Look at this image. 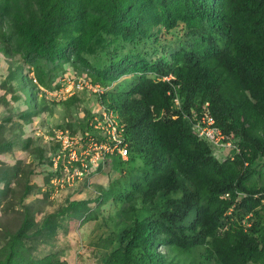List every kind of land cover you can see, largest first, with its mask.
Returning <instances> with one entry per match:
<instances>
[{
	"label": "rangeland",
	"instance_id": "obj_1",
	"mask_svg": "<svg viewBox=\"0 0 264 264\" xmlns=\"http://www.w3.org/2000/svg\"><path fill=\"white\" fill-rule=\"evenodd\" d=\"M193 15L188 0H0V264H115L117 231L131 213L159 217L162 200L144 203L131 186L140 159L110 156L83 175L70 171L87 154L80 137L108 106L106 93L143 63L192 46ZM237 143L229 134L210 150L223 161ZM249 216L235 214L244 225ZM157 250L155 264H188Z\"/></svg>",
	"mask_w": 264,
	"mask_h": 264
},
{
	"label": "trees",
	"instance_id": "obj_2",
	"mask_svg": "<svg viewBox=\"0 0 264 264\" xmlns=\"http://www.w3.org/2000/svg\"><path fill=\"white\" fill-rule=\"evenodd\" d=\"M188 4L196 42L170 59L162 53L143 63L106 93L125 123L123 162L143 165L141 181L131 186L144 203H163L158 218L131 213L129 227L117 231L115 264H155L159 246L188 264H264V0ZM175 90L186 114L207 102L223 134L237 137L232 159H216L181 115L158 117L171 108ZM176 192L180 197L171 196ZM240 209L250 214L247 225L235 217ZM228 210L231 220L220 231ZM199 246L201 259L194 256Z\"/></svg>",
	"mask_w": 264,
	"mask_h": 264
},
{
	"label": "built area",
	"instance_id": "obj_3",
	"mask_svg": "<svg viewBox=\"0 0 264 264\" xmlns=\"http://www.w3.org/2000/svg\"><path fill=\"white\" fill-rule=\"evenodd\" d=\"M171 78L173 76L168 75L161 79L169 80ZM93 86L91 87L94 91L100 90L98 84H94ZM168 94L170 95L171 92L169 91ZM171 100V108L168 111H161L158 117L173 120L181 115L197 138L203 140L211 147L219 146L223 143V139L226 136L223 134L221 128L215 124L207 102L201 106L200 110L196 111L194 108H191V116H189L182 110V100L177 90L172 93ZM89 126L90 129L83 131L80 137L83 142L80 145L84 148L82 152L86 150L87 154L83 158L75 159L79 164L71 169L70 172H73V176H79L78 174L83 175L84 172L82 171L88 165L97 163L112 155H116L122 160L128 157L125 123L116 109L109 106L102 107L100 111L92 115ZM67 140V136L65 135L63 139L65 147L70 144H67ZM72 155L76 156L75 149L71 151V158L73 159ZM59 157L60 155H58Z\"/></svg>",
	"mask_w": 264,
	"mask_h": 264
},
{
	"label": "clouds",
	"instance_id": "obj_4",
	"mask_svg": "<svg viewBox=\"0 0 264 264\" xmlns=\"http://www.w3.org/2000/svg\"><path fill=\"white\" fill-rule=\"evenodd\" d=\"M171 75V74H170ZM164 77V76H163ZM162 80V79H161ZM216 124V123H215ZM191 130V129H190ZM206 143V142H205ZM210 148H211V146H209ZM231 159L233 158V156L232 157H230ZM125 160H127V159H125ZM227 195V194H226Z\"/></svg>",
	"mask_w": 264,
	"mask_h": 264
}]
</instances>
